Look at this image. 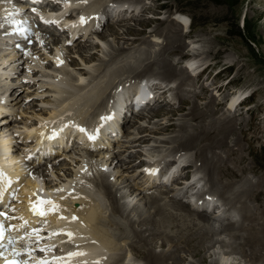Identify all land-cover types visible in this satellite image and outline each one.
<instances>
[{
    "label": "rangeland",
    "instance_id": "1",
    "mask_svg": "<svg viewBox=\"0 0 264 264\" xmlns=\"http://www.w3.org/2000/svg\"><path fill=\"white\" fill-rule=\"evenodd\" d=\"M103 1L102 3L104 5L106 4L107 7H110V4L112 3V1L111 2L110 0H103ZM116 1L118 2L121 0H116ZM163 1H168V3L164 4ZM1 2L2 1H0V3ZM149 2L151 3H148V5L154 4L153 1H149ZM158 3H159V10L155 11L151 9H144L146 10L144 11L142 9V11L146 12V14L148 13L149 15V19L147 18L148 23H145L144 25H139L138 23L140 22L139 21L140 19L134 20V17L132 18L131 16H125L118 20L111 19L109 21H108L109 18L106 17V21L102 26V30L99 31L100 34L102 33L106 35V37L104 36L105 37L104 38L102 34H101L102 39L98 38L99 36H95V38H92V36L90 35L88 36L87 41L89 40V42L92 45L96 46L94 47V51H93L94 53L92 52L93 56L91 58H87L86 55H81L80 53L75 52L76 50L74 49V43L66 45L65 43L56 42L58 43L57 46L55 45V42L46 44V48H44V52L46 51L47 53L52 52L51 50L53 47L54 49L59 47L60 53L62 55L60 57L61 58L63 57L62 61L64 62V65H65L64 70L65 72L67 71L70 74H72V76L67 77L68 85H70L69 88L71 91L70 90L67 92L62 91V90L56 91L55 88L53 87L52 84H55V82L59 80L58 77H60V79L61 77L63 78L62 74L60 73V71L59 72L57 71V67L55 66L54 68L51 69L52 73H48V75L47 74L43 75L44 77H42L36 84H28V85H37L39 83V87L44 88V92L46 94L44 92L40 93L39 89L30 90L32 94L38 92L37 96H41L40 99L33 100L31 99V95H30V102L25 103L23 101H19L21 99L20 96L17 97L14 95V97H11L10 100H6L7 105L8 106L10 105V108L12 107V104H13V108L20 107L19 105L21 106L24 105L22 109V111L25 113L24 115H27L28 116L27 118L31 119L30 120L31 123H35L36 119H33L35 117L41 118V119H44L45 117L46 119V116H49L50 112L59 114V112L57 111L62 109V106L64 105V104L61 105V103L71 102V101L75 102L78 99L86 100V98H81V95L82 97H85L86 95L89 96L92 94V92L91 94L89 93L90 91H93V93H97L104 88L103 91L104 90L108 92L110 91V93H107L110 96L108 108H110V110L111 108L113 109L114 106H116V104H113V97H112L113 93H119L120 89H123L124 87H126L132 82L133 83L139 82L138 80H140L142 77H143L142 79H144V82L147 83L148 79H146L144 76L137 77L139 76L137 74L140 73L141 71L152 74L154 78H156V76L158 78H162L158 74L156 64L150 66L147 69L148 64L151 62L149 60H153V58L156 57L155 54L157 52V49L160 48V46L161 47L164 46V44L166 43L165 33L162 34V33L152 32L153 31L152 28L154 27V24H155L154 19L166 18L167 16L164 14L165 12L166 13L174 12V11L182 12L181 14H178V18L179 19L181 18V20H182V16H185L186 18L187 17L190 18L193 21V27L190 29L189 32H186V33L183 32V35H185V37L182 41H177L175 39L176 36L174 37V43L176 44L172 43V45L174 46L173 48L176 49L178 53H184L188 55L189 54L192 55L193 53L202 54L201 56L198 55L200 57L199 58L200 64L205 62V59L208 58V60L218 63L215 66V68H218V69L220 68L223 69L225 67H228V68H225V70H223L222 73L216 74V75L213 74L215 72L214 69L212 68L206 69L203 74L194 77V79L191 80L192 82L190 81L189 83H185V84H184V81H182L181 78L178 77V75H172L170 78H163V80L167 81L169 86L176 87L177 84H179V86H181V84H184L185 86L184 89L188 90V91H185L184 94L180 92V88L178 89L175 88L172 92H169V93H164L163 91L159 93L161 95L164 93V95L161 96L162 99H168V101L166 100V102L170 103L168 105L167 103L163 105H159L158 106L159 108L163 107V108H167L171 110L179 109L175 113L177 115H174L173 117L174 119L172 118L173 121H175L177 124V126L175 127L176 128L175 131L174 132L163 131L162 133H160L161 131L155 132L154 130H152V128H150L149 131H143V132L150 133L151 135H153L154 138L152 140L145 142V143L142 141L138 143V142H135L134 136L132 134L131 136L133 137L130 138V136H128V138L130 140L134 139L133 142L135 144L131 143L130 141H126L125 140L127 139L126 134L129 135V133H126L127 130H130L131 132L136 133L139 128L146 129L148 125L151 126L152 124V123H149L147 119H143V118L140 119L141 117L139 118L138 116L139 112L136 109H133L129 112L130 113V123L131 124L134 123L135 125L138 126V124H136L135 122L139 121V123H141L139 125L141 126L140 127H137V126L130 127L131 126L130 123H126L124 125V129H121L122 133L120 135V141L117 142L119 144H115L114 147L116 149L118 148L120 144L126 145L129 151L132 152V153H129L128 151H126L125 158H123L125 163H129V161L132 159L136 160L132 163V168L134 170H132L131 173L133 172L140 173L139 170L140 168H143V164H145L146 162H150V160H152V162L156 161L154 159H157L158 161H160L159 168L161 169V172L163 171L162 173H165L167 172V169H168L167 167L169 166L168 165L169 162L171 164V163H174L175 160L178 159L179 155L177 153L179 152V150L182 151L183 154H185V157H184L185 160L192 158L193 156L192 154L195 151L198 152L197 150L198 146L197 147L190 146L187 149H182L185 147L178 146L180 143L182 144L181 141L185 139L184 137H186V135H188L192 131H200L201 129L205 130L211 124L212 126H214V129H212V132L210 133L209 136H212L217 131L216 130L217 127H219V126H216V124L219 125V120H221L219 117L224 119L228 114L232 116L235 115L238 119L237 121L234 122V128L236 127L235 130H237V132L235 134H230L228 143L220 145V147L222 146L220 149H223L226 146L229 149H227L226 151L218 150V152H222V155L224 156L222 164L219 165L220 167L219 169L225 170L227 168L226 166H228L230 168L236 167V169H242V167H244V169L248 170L249 168L247 166L250 167L251 165L252 167H255L256 170L249 171L248 173L243 174V176L242 174H239L241 179H239V176L236 175L235 177L236 179L234 178L235 181H232L233 185L229 188V190L225 191L224 194H221L220 189L217 190L213 188L215 184L209 181L211 174L210 172H208V170H206V163H207L206 160L203 161L202 165H201L202 160H200L202 159L201 157L199 158V161L195 162L196 164H200L201 168H199V165H194L193 163H190V164L188 163L182 166L181 160H178V162H180L178 166L181 165L180 166L181 169L180 167L178 168L175 167L176 168V169L174 168L175 171H172V173L178 172V176H174V178L172 179L173 183L171 182L172 184L170 183L168 187H166L165 192L159 193V195H160L161 201L163 200L162 202L167 204L169 203V200L173 198L175 193L177 191H180L183 188L182 191H180L181 196L180 197L177 196L178 199L176 197L175 199L180 200L185 205H188L189 202L191 201L194 202V200L200 199L202 195L207 194L208 198L207 200L203 202L204 204H201V206L203 205L208 206L211 204L214 206V208H212L211 210L207 212L204 209L198 210V208H196L197 203L191 208L193 213L195 214L197 213L196 215H204L206 218L210 220V221H207L208 223L206 222V220L202 221V223H200L201 222L200 221L199 226H202L200 228H204V226L210 225L209 222L211 221L215 222V225L217 227H219L221 224L233 223L234 224L233 227H237L243 224L247 228L245 230L246 232L243 229L242 231L238 232L239 234L236 233L238 234L237 236L236 234L232 232H227V231L219 232V234H216V236L213 235V237L216 239L218 238V239L226 240L227 242H233L232 243L233 246L231 247L227 244H224V243L221 244L217 242L215 246L211 248L212 247L211 245L213 243H209L208 242L209 240H206L207 242H205V248L203 247L200 253L198 252L199 249L194 251L193 245L190 244V242L183 244L182 239L179 240L178 244L182 243L183 245L187 246V247L181 248L177 252V257L179 256V260L181 261V263L183 264H190V263L202 264L201 258L205 257V255L208 256L209 250L211 252L213 250H217L216 255L218 258L214 260L215 264H220L221 262H222L221 264H255V261H250L249 254L251 253L250 251H252L253 247H254L253 250L256 251L257 245L248 244V246L243 247L240 243L243 239L242 237L243 236L245 237L247 232H249L251 228H253L254 226H257L258 228L259 227L258 224L264 221V208H261V207H264V193L262 197L261 196L255 197V193L258 189H262V188L264 189V179H263L264 178L263 177L264 176V170H263L264 169V0H160ZM91 5L92 4H90L87 7L88 9H86L87 14L94 13V12H90V9H93ZM100 6L101 5H99L98 7ZM160 8H163V10H160ZM260 9L261 10L263 9V10L261 11ZM259 10L260 12H258ZM91 15L93 16V14ZM152 17L154 19H152ZM127 18L128 20L132 19L131 21H133L134 23L136 22L133 25V28H130L128 31V36H130V40H137L140 37V35L142 37L144 34H146L145 42H143L142 44L141 43L135 44L134 45L135 47L133 49L128 47L127 53L123 54L119 58L110 60L108 54L111 51L110 46L112 45L111 43L114 42V38L111 35V32L109 31L113 29H117L118 27L120 29L121 27L122 28L121 32L123 34H126L125 30L127 29L128 26H130V24H127L129 22L126 21V23H123L122 25L120 24L122 20H125ZM109 22H111L112 24ZM166 23L167 22H164L162 25H165ZM125 24L128 26L125 27L124 26ZM159 28L163 29L165 28V26L164 27L159 26ZM193 41H195L194 44H193ZM3 42L5 43L6 41H3ZM65 42H66V38H65ZM121 42L122 41H120V43ZM97 46L99 48H97ZM126 46L128 45L125 44V47ZM129 48H130V51H129ZM71 49L74 51L72 52V54H70V56L69 54L67 56V53L70 52ZM5 52L6 51L3 48H0V59L2 61L5 56L9 57L13 54L14 55L17 54L14 52H11V53L9 52L10 54L5 53ZM143 52L146 55H144ZM188 55L186 57H189ZM144 56L146 57L144 58ZM140 57L144 58L145 60L141 59L144 61L142 62L140 60V63H139V61L137 62L136 60H138ZM182 57L183 56L181 55L175 56L174 57L175 59H173V63H175L176 61L179 60V58H182ZM86 58L88 61L84 60ZM184 59L185 58L181 60H184ZM103 60L106 61V63H103ZM2 61L0 63H2ZM184 61L186 63V59ZM17 62H18L17 60L13 59V61L11 62L13 64H10V62L7 64L17 66L18 64ZM130 64H132L136 68V71H132L133 73H130V72L127 73L126 70H124V68L126 66H129ZM52 65H55V64H53L52 62ZM43 66H44L43 68H45L46 71H47V68L50 67L49 65H43ZM87 66H90L92 70L88 68ZM34 67L39 68L40 66L35 65ZM177 67L180 68V65H177ZM1 69L5 70L6 68L3 69L1 65ZM83 69L89 70L90 73L89 74H87V72L85 73L84 72L85 70L83 71ZM80 73H82V75L84 76L83 79L80 78ZM30 76H32V72H30ZM65 76L66 74H64V77ZM230 78H232L231 80L233 84L226 85L227 83L225 82ZM19 80L20 78L18 76L14 78H6L5 75L1 76L0 74V93L3 92L5 90L4 87L11 84V82H19ZM156 80L158 81V79ZM173 80L175 81V83L172 82ZM107 82H110V83H107ZM147 86H148V89L150 90L153 89V87L149 88V85ZM71 87L74 89H72ZM26 89L27 87L25 88V90ZM114 89H116V91ZM247 89L254 90L252 97L247 100H242L243 104L239 106L240 108L238 107L241 110L239 111L232 110V112H230L229 106L232 102V99L234 98L232 97L233 92H237L238 94H240V93L245 92ZM25 90L24 92H20L18 94L25 95L26 93ZM49 92H50V95H49ZM56 92L57 93L60 92V94H56ZM65 92L68 94H66ZM64 93L65 95H63ZM139 94L141 95V96L138 95L139 100L153 98L155 100L154 102H156L157 97L155 98V96L153 95H146V94L143 95L142 93H139ZM105 97L106 96H104L103 99ZM122 97L121 95L118 97L121 103H124L125 105L133 104L132 101L129 100L127 97L126 98L125 97L122 98ZM211 97H215V99H217L218 101L226 102L229 100V102L225 103L224 106L222 105L216 106L215 103L210 104ZM106 101H107V98H106ZM193 101H196L198 106H200V108L198 107L197 109L196 108L195 109L202 111V115L200 114L199 117H203V119L202 118L198 119L197 117V119L194 120L195 122L192 120L194 118L192 117L193 115L190 114V109H191L190 107L192 106ZM38 102H41L42 105L39 106ZM14 104L16 105L14 106ZM104 104L100 103L98 105V107L96 108V113H99L105 110L104 108L105 106H103ZM148 109L149 111H147ZM202 109L204 110L208 109V111L205 112ZM147 110L145 111V113L150 112L151 110H153V108L152 109L147 108ZM215 111H216V114H215ZM56 114L53 116H56ZM170 115L172 116L173 114H170ZM214 116H215V120H213ZM184 119L187 120L189 126L186 129V132H184V130H182L183 132H179L178 130H179L180 125L178 124H180ZM154 121L163 122L164 119L163 117H156ZM13 122L14 124L16 123V121H13ZM190 126L192 127L189 128ZM241 127H244L243 129L244 133L241 131ZM181 128L183 129V127ZM175 137L177 138L178 141L176 140V142L174 143L159 141L161 139H164V140L170 139L171 141H174L176 139ZM236 138H240L241 142L239 145H235L233 142ZM176 148H179L178 152L176 151ZM136 149L138 150L136 151ZM137 152L139 156L133 155L134 153H137ZM86 155H91L89 159L90 158L95 159V155L94 156H92V154H86ZM164 155H168V157H170V160L166 161L167 159H163ZM209 156H213V153H209ZM241 156H243L244 158L243 162L240 161L242 158ZM153 157L155 158L153 159ZM171 157L172 158L174 157V158L171 159ZM159 159H162V160H159ZM194 160H196L195 157H194ZM62 163L63 164L61 166L64 168L69 166L65 161H62ZM189 167L190 168L192 167L191 170L186 171L185 168H189ZM182 169H184L185 171H183ZM140 174L141 175L138 176V180L143 185L144 183L147 182V180L149 181V177H147L148 179L146 178V180H141L143 178L142 177L143 172ZM206 174L207 175L210 174V175L207 176ZM220 175L219 177L222 178L221 184L218 182V179L216 180V182H218V186H221V185L225 186L228 183L230 176L227 173L225 175L223 173ZM97 178L99 179V176H97ZM97 181H95V183L98 184V186H100L99 183L101 182V180L98 182ZM183 181H185V183ZM192 181H197V182H194L192 185L191 184ZM205 183H206V187L202 186ZM249 184L257 185V187H259V188L254 189V192L252 195L249 194L251 197L250 199L248 200L241 199L240 201L241 203H235V204L232 203L233 205L230 203L233 206V208H231L230 204H226V205H223L222 207H219L222 205L224 201H226L227 198L232 199L236 196V194L240 196L241 192L243 195H245L243 197L246 198L247 196L245 192L248 191L247 188H249ZM152 188L153 187H149L150 190L148 194L150 193ZM185 190H186V194H185ZM124 191H127V190L125 189ZM167 191L169 194L167 193ZM101 192L104 198V201H102V206L106 207L104 209L105 212L101 213L99 210L95 208L98 211L99 218L97 219V221L92 223V226L90 227L89 230L99 231L103 229L104 231H106L105 233H102V234L112 239L113 244L110 243V246L116 248L115 250L116 255L114 256L118 257L117 255L119 253H123V256H125L127 255V251H131L130 245L133 244V242L135 241V237L133 233L131 232V229L127 228L126 221H123L125 219L122 218L121 215H119L118 213L114 212L113 205H111V201L108 200V198L105 196V193H103L104 191L102 190ZM191 192L192 194H190ZM233 192H237V193L235 194ZM190 195H192V197H190ZM210 195L214 196V201L211 200L212 198ZM134 201L135 202L137 201L140 207H143V208L145 207V204H144L145 199H142L140 197L138 199H135ZM242 205L249 206V208L252 211L251 215L254 217L257 216L256 220H253V221L251 220L249 221L246 219L243 220L244 216H242L243 214V210L241 209V207H243ZM128 211H130V213L131 212L133 213L132 217H134L135 219L138 218V215L136 212H133L131 210H128ZM218 211L220 213H218ZM149 212L151 214L155 213V211L153 212L151 208H146L145 214H149ZM226 212L229 214L228 216L226 215ZM79 220L83 221L80 218ZM119 222L120 224H117ZM119 226H122V227H119ZM137 226L138 224L135 225V228ZM176 234H178L179 237H180V234L182 235V233L175 232L174 234H172L173 236L171 235L172 238L174 239V242H172L173 240L171 241L169 240V242H167V245L162 244V246L167 247L168 249L169 248L176 249L177 242L175 240L178 237ZM146 235H148V232H146ZM233 235L235 236L233 237ZM188 237H186V239ZM156 241H157L156 244L153 242V246H156V250L160 251V249L162 248L161 246L162 240L157 239ZM261 242L264 243V235L261 236ZM117 251H118V254H117ZM148 253H146V255ZM130 254L135 256L134 251H131ZM258 254H261V253L258 252ZM134 259L136 260V258ZM138 259L142 261L141 262L139 260L141 262L139 264H147L145 260L141 258H138ZM124 264H127V262H125ZM256 264H264V258L261 257L258 261H256Z\"/></svg>",
    "mask_w": 264,
    "mask_h": 264
},
{
    "label": "bare ground",
    "instance_id": "2",
    "mask_svg": "<svg viewBox=\"0 0 264 264\" xmlns=\"http://www.w3.org/2000/svg\"><path fill=\"white\" fill-rule=\"evenodd\" d=\"M102 1L103 0H86V2H85V0H69V2H68L69 6L68 5L65 6L64 7V11H67L69 7L78 6V5L84 4L85 6L78 13V17L80 15H82L81 17L84 18L85 22H81V21H79V19H77V20L65 19L64 22H63V25L65 27L69 26V25L72 26L73 30L83 32L84 36H87V34H89L90 36H92V38H95V36H99L98 38L102 39L101 38V34L102 33L100 34L99 31L102 30V26L103 25H101L99 30H93V29L96 28V25H99L101 23V19L100 18L108 17L109 18L108 21H109L111 19L118 20V19L123 18L125 16H131L132 18L134 17V20H136V19L139 20L140 19L139 20L140 22L138 23L139 25H144L145 23H148V19H149V15H148V13L146 14V12H144V11H146L144 9H151V10H155V11L159 10V3L158 2L160 0H121V1H118V2L116 0H110V2L112 1L111 4L109 2L110 7H107L106 4L104 5L102 3ZM149 1H153L154 4L153 5L152 4L148 5V3H151ZM95 2H97V4L100 3V2L102 3V4L101 3L99 4L101 6L98 7V11H95L94 13H91V14H93V16L91 14H87V12H86V9H88L87 7L90 4H93ZM163 3L167 4L168 1H163ZM2 6H3V4L1 2L0 3V8H2ZM116 8H118V9H116ZM142 9L144 11H142ZM92 10H94V9H90V11H92ZM160 10H163V8H160ZM260 10L258 12H260ZM99 11H100V13H99ZM181 13L182 12H179V11L168 12V13L165 12L164 14L167 17L164 18V19L163 18L154 19L152 17V19H154V23H155L154 27L153 28L151 27L152 30H153L152 32L162 33V34L165 33L166 43L164 44V46H162V47L160 46V48L157 49V52L155 54L156 55L155 58L151 57V58H153V60H149L151 62L148 64L147 69L150 66L156 64L157 65L158 74L162 78H158L157 76H156V78H154L152 74L145 73V72H142V71L137 74V75H139L137 77L144 76L146 79H148L146 84L149 85V88L153 87L152 90L148 89V86L144 83V79H142L143 77L140 80L137 79L139 82H137V83L136 82L135 83L132 82L129 85H127L126 87H124L123 89H120L119 93H113V95H112L113 104H116V106H114V108L113 109L111 108V110H110V108H108V104H109V101H110V96H109V94H107V93H110V91L109 92L105 91V90L103 91L104 88L102 87L103 89L100 88L102 90H100L97 93H93V91H90L89 93L91 94V92H92V94L91 95L88 94L89 96L86 95L85 97H82V95H81V98H86V100L78 99L79 98V96H78V98H77L78 100L75 99L76 100L75 102L71 101V102H65V103L63 102V103H61V105L62 104H64V105L62 106V109L57 111V112H59V114L50 112L49 116H46V118L50 119V118H54L55 117V118H58L59 120H62L63 119L62 116H63L64 110L66 108L70 107V108H72L75 111L76 116H78L80 118L84 117L83 113L87 114L89 112H92L93 115H94L93 118L94 119L96 118L97 120H100V119L104 118L105 115H106L105 117L113 116L114 117L113 119H110V120H105L104 119V122H106L108 124H114V125L118 124L121 129H124V125L126 123H130V113L129 112L135 108V105H128V104L125 105L124 103H121L119 101L118 97L121 95V97L123 96L125 98L127 97L129 100H133L134 98H136V96L139 93H142L143 95L146 94V95H153V96H155V98L157 97L156 102L152 106L150 104H146V107L151 108V109L153 108V110H151L148 113H145V110H140V112L138 114L139 118L141 117L140 119H142V118L143 119H147L148 122L152 123V124H151V126L148 125V127H146V129L145 128H139L141 130L138 129V131L136 133L131 132L130 130H127L126 133H129V135L126 134L127 138H128V136H130V138L134 136L135 142L139 143V142L142 141V142L145 143V142H148V141H150V140H152L154 138V136L151 135L150 133L143 132V131H149L150 128H152V130H154L155 132H157V131L160 132L161 131L160 133H162L163 131L174 132L175 129H176L175 127L177 126V124H176L175 121H173V119H174L173 117H174V115H177L175 113L179 109L178 110H175V109L171 110V109H167V108H163V107L159 108L158 107L159 105H163V104L167 103L166 100L168 101V99H162L161 96L164 95V93L172 92L175 88H177V89L180 88V92L184 94L185 91H188V90L184 89L185 88V86H184L185 83H189L192 79H194V77L203 74L206 69H210L211 67H213V66L218 64V63L212 62L211 60H208V58L205 59V62L200 64L199 63L200 62V60H199L200 57L199 56H201L202 54L193 53L192 54L193 56H192L190 54L188 55V54H184V53H178L177 50L173 48L174 46L172 45V43H174V37L176 36L175 39L177 41H182L184 39V37H185V35H183V32H185V33L189 32L190 29L193 27V21H192V25L190 27H188V18H186L185 16H182V20L185 18L183 21L181 20V18L180 19L178 18V14H181ZM98 15H100V18H99ZM142 16H143V18H142ZM131 20H128V18H127V19L121 21L120 25H122L123 23H126V21L129 22L127 24H130V26H128L126 24L124 25L125 27L128 26L127 29L125 30L126 34H123L121 32V30H122L121 27H120V29L118 27L117 29H113V30L109 31V32H111V35L114 38V42H112L111 43L112 45L110 46L111 47V51L108 54L110 60H114L116 58H119L123 54L127 53L128 47L133 49L135 47L134 46L135 44H139V43L142 44L143 42H145L146 34H144L142 37L140 35V37L137 40H130V36H128V31H129L130 28H133V25L136 23V22L134 23ZM164 22H167V23L165 25H162ZM170 22H172V23H170ZM109 23H111V22H109ZM31 26H32V24L30 23V27ZM159 26H161V27L165 26V28L160 29ZM106 27H107V25H106ZM113 27H114V25H113ZM109 28H110V26H109ZM60 29L61 28L56 27L53 30H55L57 32V34H58V33H60ZM102 35H103V37L104 36L106 37V35H104V34H102ZM65 38L66 37L63 36L61 41H59V43H65L66 45L74 43V49L76 50L75 52L80 53L81 55H86L87 58H91L93 56L94 47H96V46L92 45L89 42V40L87 41V39H83V40L76 39V40H71V42L69 43V39H66V42H65ZM55 39L58 42L57 38H55ZM3 41H6V39L1 37V35H0V44L1 45H5L6 42L4 43ZM120 41H122V42L120 43ZM194 42L195 41H193V44H194ZM57 44L58 43L55 42L56 46H57ZM125 44H127L128 46L125 47ZM174 44H176V43H174ZM97 48H99V47L97 46ZM130 48H129V51H130ZM182 48H184V47H182ZM55 51H56V54L52 55V58L54 59L53 64H55V66H58L57 67V71L58 72L60 71V73L62 74L63 78L61 77V79H60V77H58L59 78V80H57L58 82L55 80L56 81V82L54 81L55 84H52V85H53V87L55 88L56 91H61L62 90V91H66L67 92V91L70 90V88H69L70 85H68L67 77L68 76H72V74H70L67 71L65 72V70H64L65 65H64V62L62 61L63 57L62 58L60 57L62 55L60 53L59 47L56 48ZM73 51L74 50L71 49V51L67 53V56H68V54L70 56V54H72ZM144 55H146V54L144 53ZM178 55H181L183 57L179 58L178 61L175 60L176 62L173 63V59H175L174 57L178 56ZM187 55L189 57H186ZM65 56H66V54H65ZM17 57H18V54H15V55L13 54V55H11L9 57H6V56L4 58L2 57L3 61L0 59L2 61V63H0V74H1V76L5 75L6 78H11V75L13 76V73L17 72L18 67L15 66V65H10V64H13V63H11L13 61V59L17 60ZM145 57L146 56H144V58ZM87 58L84 59V60L86 61ZM144 58L140 57L136 61L137 62L139 61V63H140V60L144 59ZM183 58L186 59V63L184 61L185 59L181 60ZM144 60H141V61L143 62ZM9 62H10V64H7ZM103 63H106V61L103 60ZM1 65H2L3 69L4 68H6V69L2 70L1 69ZM177 65H180V68H178ZM188 65L190 67L196 66V69L197 68L199 69L202 66H204V67L197 74H189V72L187 71ZM87 67L91 69L90 66H87ZM9 68H11L13 70L12 73L8 72ZM225 68H228V67H225ZM225 68L221 69L222 71H220V73H222L223 70H225ZM124 70H126L127 73L128 72L133 73L132 71H136V68H135V66L130 64L129 66H126L124 68ZM83 71L85 73L87 72V74L90 73L89 70H87V69H83ZM64 74H66L65 77H64ZM172 75H178V77L181 78L182 81H184V84H181V86H179V84H177L176 87L169 86L167 81L163 80V78H170ZM80 78L81 79L84 78L82 73H80ZM156 79H158V81ZM178 80H180V79H178ZM19 82H20V80H19ZM172 82L175 83L174 80ZM231 82H232V80H231ZM13 83H16V82H11V84H9L6 87H4L5 88L4 92H6V91H7V93L10 92V93H8V95L6 94V99L7 100H10L11 97H14V95L18 91V89H20V92L23 90V87H21V86H19L18 88H14V87H16V84H14L13 87L11 88V85ZM107 83H110V82H107ZM226 85H230V83H227ZM72 89H74V88H72ZM204 89H206V88H204ZM107 90H109V89H107ZM114 90L116 91V89H114ZM162 91L164 93L162 95L159 94ZM65 93L63 95H65ZM56 94H60V92L59 93L56 92ZM66 94H68V93H66ZM69 94H71V93H69ZM237 94H238L237 92H233V94H232V97H234V98L232 99V102H231V104L229 106L230 107L229 108L230 112H232V110H235V111L241 110V109H239L240 108L239 106H241L243 104L242 100L240 99V95L242 93H240L238 95ZM16 96L17 97L18 96L21 97V99L19 101H24L23 100L24 99L23 96H25V95L17 94ZM73 96H75V95H73ZM104 96H106V97L103 99ZM251 97H249L247 99H250ZM106 98H107V101H106ZM4 99H5V97L2 96V99L0 100V116L2 115L3 117H7L6 114H3V113L4 112H11L12 109H13V104H12V107L10 108V105L8 106L6 99L5 100ZM239 99H240V101L238 102ZM28 102H30V95H29V98H28ZM104 102H105V104H104ZM228 102H229V100L226 101V102L225 101L224 102L218 101L217 99H215V97H211V99H210V104L215 103L216 106L217 105L218 106H220V105L224 106V104L228 103ZM100 103L104 104L103 106H105L104 107L105 110L101 111L99 113H96V108L98 107V105ZM168 104H170V103H167V105ZM15 105L16 104H14V106ZM208 105H209V103H208ZM19 106H20L19 107L20 109H23V107H24V105H22V106L19 105ZM198 107L200 108V106H198L197 102L193 101L192 102V106L190 107L191 108L190 109V114L193 115L192 117H194L192 119L193 121L195 119H197V117H198V119L199 118L203 119V117H199L200 114L202 115V111L201 110H196ZM60 108H61V106H60ZM202 110L205 111V112L208 111V109L207 110L202 109ZM147 111H149V109ZM23 114H25V113L23 112ZM55 114H56V116H53ZM170 114H173V115L171 116ZM215 114H216V111H215ZM156 117H163L164 121L163 122L162 121H154V119ZM219 118L221 119V120H219V125L216 124V126H219V127H217V129H216L217 131L212 136H209L210 133L212 132V129H214V126H212L211 124L209 125L210 128L208 127L209 129L207 128L205 130L201 129L200 131H192L191 133L186 135V137H184L185 139L183 141H181L182 144L180 143L178 146L185 147V148H182V149H187L190 146H194V147L198 146V149H197L198 152L195 151L192 154L193 155L192 158H190L188 160H185V158H184L185 154H183L182 151H180V150L178 152L179 148H176V151L178 152L177 154L179 155L178 159L175 160V162H174L176 165L174 163L170 164V162H169V164H168L169 166L167 168L170 169V172H172V171H175L174 170L175 167L178 168L181 165L183 166V165L188 164V163L189 164L193 163L194 165H199V168H201L200 166L203 164V161L206 160L207 161L206 170H208V172H210V174H211V176L209 178V181H211L212 183L215 184L213 188H215L217 190L220 189V193L224 194L225 191L229 190V188L233 185L232 181H235L234 178L236 177V175H238L239 179H241L239 174H242V176H243V174H246L249 171H255L256 168L252 167L250 165V167L247 166L249 168L248 170L244 169V167H242V169H243L242 170V169H236V167L235 168H230L228 166H226L227 168L225 170H223V169L220 170L219 169L220 168L219 165L222 164L224 156L222 155V152H218V150L226 151L227 149H229L227 146L224 147L223 149H220L222 147V146L220 147V145L228 143V139L230 137V134H235L237 132V130H235L236 127L234 128V122L238 120L235 115L232 116L230 114H228L224 119L221 118V117H219ZM44 119H45V117H44ZM213 120H215V116H214ZM4 121H7V118H5ZM13 121H11V124H14ZM193 121H191V122H193ZM134 122H135V120H134ZM135 123L138 124V126L135 125L134 123H132V124L130 123V125H131L130 127H135V126L140 127L141 126V125H139V124H141V123H139V121H136ZM178 125H180L179 130H178L179 132H183L182 130H184V132H186V129L189 126L186 119H184ZM192 126H190L189 128H191ZM181 127H183V129ZM243 129H244V127H241V131L244 133ZM4 134H5L4 129L1 128L0 129V143H4L5 141L8 140V138L6 136H4ZM132 134H133V136H131ZM134 139H131L129 141L131 143L135 144L133 142ZM176 140H177V138L174 141H171L170 139H165V140L161 139L159 141L160 142L174 143V142H176ZM233 142H234L235 145H239L241 141H240V138H236ZM117 144H119V143H117ZM24 145H28V144H24ZM114 146H115V144L113 145L112 149L108 150L105 153H97V154H100V155H97V154L93 153L92 156L95 155V159L94 158H90V159L87 158L90 161V164L92 166H94V169H96L98 171V173H99L98 176H99V179L101 180V182L99 183L100 186H98V184L95 183V185L97 187L98 207H95L90 202L87 203L86 209H83V207L80 205L79 208H78V211L80 213V215L78 217V220H74L73 221V222H77L79 224H86V228H85L84 232L87 233V234L92 235L93 237H96L99 240V242L101 243V245L107 249V252L110 254L109 260L111 261V264H124L125 262H127V264H139L142 261L140 259H138V258H141V259L145 260L147 264H183L179 260V256L177 257V252L181 248L187 247L186 245H183L184 243L190 242V244L193 245L194 251L199 249V251H198L199 253L201 252V249L203 247L205 248V242H207L206 240H209L208 241L209 243H213L211 245L212 246L211 248H213L217 242L221 243V244L224 243V244H227V245L232 247L233 246L232 245L233 242H227L226 240H222V239H218V238L216 239V238L213 237V235L216 236V234H219V232H224V231L232 232V233L236 234V233L242 231L243 229H244V231L247 229L243 224H241L242 226L239 225L237 227H233L234 226L233 223L221 224L219 227H217L215 225V222H213V221L209 222L210 225H206L205 224L207 227L204 226V228H200V227H202V226H199V222L200 221H201L200 223H202V221L206 220V222H207V221H210V220L208 218H206L204 215H196L197 213L196 214L193 213L191 208L196 203H197L198 208H199V206H201V204H204L203 202L205 200H207V198H208L207 194L202 195L200 199H196V200H194V202H192V201L189 202L188 201L189 202V203L187 202L188 205H185L180 200H177L178 199L177 196L178 197L181 196V192L180 191H182V189H183L182 188L180 191H177L175 193L173 198H171L169 200V203H167V204L163 203L162 202L163 200L161 201V198H160L159 194H155V193L148 194V192L150 190L149 187H154V186L147 187L146 186L147 183L142 185V183H140V181L138 180V176H140L141 175L140 173L143 172V168H145L148 163L152 162V160H150V162H146L145 164H143V168H140V170H139L140 173H137V172L131 173L132 170H134L132 168V163L134 161H136V160L135 159H132V160L129 159L130 160L129 163H125L123 158H125V152L126 151H128L129 153H132V152L129 151V149L126 147V145H122V144H120L119 146L117 145L118 148H116V149H115ZM123 146H125V147H123ZM137 150L138 149H136V151ZM209 153H213V156H209ZM133 155L139 156L138 152L134 153ZM159 155H161V154H159ZM194 157L196 158V160H194ZM200 157L202 158V159H200V160H202L201 165L195 163L196 161H199ZM241 157L242 158H241L240 161L243 162L244 158H243V156H241ZM154 158L155 157H153V159ZM173 158L171 157V159H173ZM99 159H100V161H99ZM163 159H167L166 161H168V160H170V157H168V155H164ZM159 160H162V159H159ZM178 160H181V165L180 166H178L180 164V162H178ZM159 163H160V161L156 160V161L152 162V164H150V166H154L157 170H159L160 169L159 168ZM62 164L63 163L60 162V166ZM172 165H173V167H172ZM60 166L57 167L54 170V177H55V179H59V180L62 178V176L63 177L66 176V172L63 171L64 167L61 166V168H60ZM194 167H196V166H194ZM191 168L189 167V168H185V169H186V171L187 170L189 171V170H191ZM180 169H181V167H180ZM178 170H176V171H178ZM182 170L185 171L184 169H182ZM204 170H205V168H204ZM222 173L224 175L227 173L230 177H229L228 183L226 182L227 184L225 186L224 185L218 186V182L221 184L222 178H220L219 175L222 174ZM210 174H208V175H210ZM45 175L48 176L47 173H45ZM195 177H196V175H195ZM96 179L98 181H100L97 177H94L95 181H97ZM113 179H114V181H113ZM217 179H218V182H216ZM153 180H154L153 177L150 176L149 177V181L147 180V182H152L153 183L154 182ZM183 182L185 183V181H183ZM183 182H181V183H183ZM194 182H197V181H192L191 184L193 185ZM198 182H200V181H198ZM27 183L31 186V188H36V186H37L35 181L31 180L30 178L28 179ZM249 183H251V182H249ZM47 184H48L49 187H51V186L53 187L54 186L53 182L47 181ZM41 185H43V184H41ZM189 185H190V183H189ZM202 186L206 187V183L203 184ZM246 187H247V185H246ZM255 188H259V187H257V185L249 184V188H247L248 191L245 192L246 196H247L246 198L243 197L245 195H243L242 192H241L240 196L238 194H236L238 192V190H237V192H233V193L236 194V196L234 198H232V199L227 198L226 201H224L222 203V205L219 206V207H222L223 205L230 204V203L231 204L232 203L233 204L241 203L240 202L241 199H244V200L250 199L251 198L250 195L253 194ZM100 189H101V191L102 190L104 191L103 193H105V196L108 198V200L111 201V205H113L114 212L118 213L119 215H121V217L125 219L123 221H126L127 228L131 229V232L133 233V235L135 237V241L133 242V244L130 245L131 246L130 248H131V251H134L135 256L130 254L131 251H127V255H125V256H123V253H119L118 254V251H117V254H118L117 256L118 257H115L114 255H116V252H115L116 248L110 246V243L113 244L112 239L109 238L108 236L102 234V233H105L106 231H104L103 229H101L99 231H90L89 230L90 227L92 226V223L97 221V219L99 218V214H98L97 210H99L101 213L105 212L104 209L106 207L102 206V201H104V198L102 196V192L100 191ZM125 189L127 191H124ZM230 190H232V189H230ZM167 193H168V191H167ZM193 193H194V191H193ZM263 193H264V189L263 188L262 189H258L256 191V193H255V197L256 196H261L262 197ZM185 194H186V190H185ZM190 194H192V192ZM183 195H184V193H183ZM139 196L142 199H145V203H144L145 207L144 208L140 207V205H138L137 201L136 202L134 201L135 199L140 198ZM175 197L177 199H175ZM186 197H187V195H186ZM190 197H192V195H190ZM211 198H212L211 200L214 201V196H211ZM228 200H230V201H228ZM74 201H81V200L80 199H74ZM81 202L83 203V201H81ZM91 205H93V206H91ZM232 205H231V208H233ZM242 206H243V207H241V209L243 210L242 216H244L243 220L244 219L249 220V221L250 220L251 221L256 220L257 216L254 217V216L251 215L252 211L249 208V206L248 205H242ZM146 208H151L153 210V212L155 211V213L151 214L150 213L151 211H150L149 214H145ZM261 208H264V207H261ZM126 210L127 211L131 210L133 212H136L137 215H138V218L135 219L134 217H132L133 213L132 212L130 213V211L127 212ZM207 211H209V210H206V212ZM179 213H181V214H179ZM226 215L228 216L229 214L226 212ZM80 216H82V217H80ZM79 218L82 219L83 221H80ZM121 221H122V219H121ZM117 224H120V222L117 223ZM136 224H138V226L135 228ZM258 226H259L258 228H257V226H254L253 228H251L249 230V232H247L246 236L242 237L243 239H242V241L240 243L243 247L248 246V244L257 245L256 251L253 250V248H254L253 247L252 251H250L251 253L249 254L250 261H255V264H256V261H258L261 257L264 258V252H263L264 251V243L261 242V236L264 235V221L262 223H259ZM260 226H261V228H260ZM119 227H122V226H119ZM229 230H231V231H229ZM146 232H148V235H146ZM175 232L176 233L177 232L182 233V235L180 234V237H179L178 234H176L179 237V238L177 237V239L175 240L177 242L176 243L177 244L176 245L177 248L176 249H173V248H169L168 249L167 247H163L162 244L163 245H167V242H169V240L170 241L173 240L172 242H174V239L172 238V236H173L172 234H174ZM238 234H236V236ZM234 236L235 235H233V237ZM186 237H188V238L186 239ZM157 239L158 240H160V239L162 240V242H161L162 248L160 249V251L156 250V246H153V242L156 244V242H157L156 240ZM181 239H182V243H183V244L182 243L181 244L183 246L181 244H178L179 243L178 241L181 240ZM104 241H106V242H104ZM171 246H173V245H171ZM252 246H250V247H252ZM245 249H243V250H245ZM191 250H192V248H191ZM216 251L217 250H213L211 252L209 250L208 256L205 255V257L201 258V260H202L201 263L202 264H215L214 260L216 258H218L217 255H216ZM243 252H241V253H243ZM258 252H260L261 254H258ZM146 253H148L149 255L147 254L148 255L147 256ZM113 258H115V259H113ZM134 258H136V260ZM170 260H172V261H170ZM190 264H194V263H190Z\"/></svg>",
    "mask_w": 264,
    "mask_h": 264
},
{
    "label": "snow or ice",
    "instance_id": "3",
    "mask_svg": "<svg viewBox=\"0 0 264 264\" xmlns=\"http://www.w3.org/2000/svg\"><path fill=\"white\" fill-rule=\"evenodd\" d=\"M7 2L11 3V0H7ZM85 2H86V0H85ZM20 11H22V9H20V8H15V9H14V12H10V13H8V16H7L5 19L8 20L9 23H11V24H13V25L16 26V27L14 28V31H19L20 34L23 35L24 32L26 31V29L19 27V25H21V24L23 23V21L11 19V17H12L16 12H20ZM32 11H35V9H32ZM81 22H85L83 17H81ZM0 27H2V25H0ZM113 118H114L113 116H107V117H104L103 119H105V120H110V119H113ZM80 130H81V131H84V129H80ZM54 135H55V134H54ZM89 139H95V136H94V135L89 136ZM0 175H2V173H0ZM38 204H39V205H43V204H53V205H54V202H52V201H43V200H41V201L38 202ZM32 208H33V210H34L37 214L42 215V216H43V215H46V211L43 210V209H42L41 207H39L38 205H32ZM0 215H3V214H0ZM73 219H76V218L73 217ZM68 235L71 236L72 234L69 233ZM4 238H5V237H4V229H3V225L0 224V241L4 240ZM10 242H11V239H10ZM2 247H5V245L0 244V248H2ZM82 254H83V253H79V252H77V253H70L69 255L71 256V255H82ZM15 255H19V252H16ZM9 264H20V262H19V261H12V262H9ZM41 264H47V262H46V261H45V262H41ZM97 264H98V262H97Z\"/></svg>",
    "mask_w": 264,
    "mask_h": 264
}]
</instances>
